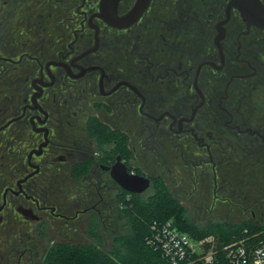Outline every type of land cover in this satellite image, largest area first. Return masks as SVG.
<instances>
[{
	"label": "flooded vegetation",
	"instance_id": "af4514ba",
	"mask_svg": "<svg viewBox=\"0 0 264 264\" xmlns=\"http://www.w3.org/2000/svg\"><path fill=\"white\" fill-rule=\"evenodd\" d=\"M137 1H118L117 26L101 0H0V264L99 247L100 212L134 194L116 176L150 178L148 197L167 155L216 198L231 153L264 184V30L230 0L124 19Z\"/></svg>",
	"mask_w": 264,
	"mask_h": 264
},
{
	"label": "trees",
	"instance_id": "16d2710c",
	"mask_svg": "<svg viewBox=\"0 0 264 264\" xmlns=\"http://www.w3.org/2000/svg\"><path fill=\"white\" fill-rule=\"evenodd\" d=\"M152 192L142 198L132 194L127 199L119 197L120 217L128 226L124 234L115 235L108 250L100 246L60 245L52 248L44 264H171L147 239L153 222L172 220L180 230L196 239L213 237L216 249L222 245L248 237L252 242L264 241V223L229 224L215 223L203 227L192 226L185 217V208L169 191L161 178L152 181ZM91 235L98 237L96 224L91 228Z\"/></svg>",
	"mask_w": 264,
	"mask_h": 264
},
{
	"label": "rangeland",
	"instance_id": "374dc122",
	"mask_svg": "<svg viewBox=\"0 0 264 264\" xmlns=\"http://www.w3.org/2000/svg\"><path fill=\"white\" fill-rule=\"evenodd\" d=\"M153 159V156L149 159L152 168L154 167ZM227 160L230 162L232 172L229 176L221 174L218 177L219 183L227 181L229 183L217 194V198L212 192L213 185L205 186V180L186 173L187 169L183 168V162L171 155L159 160L161 163L164 161L160 169L164 172L165 181L173 195H176L184 206L185 217L192 226L200 228L215 223L235 225L243 222L252 225L264 223V184L254 186L257 175H248L247 172L240 171L239 161L242 160L236 153H231ZM223 167H225L224 164ZM152 168L148 170V173H153ZM207 183L212 184L209 180ZM202 188L203 191H201ZM141 196L145 198L146 194ZM119 212H100L101 217L97 223L98 237L94 240L99 241L100 247L104 250L111 247L112 238L115 235L124 234L128 228ZM208 238L213 240V237ZM75 240H78L77 235H75Z\"/></svg>",
	"mask_w": 264,
	"mask_h": 264
},
{
	"label": "built area",
	"instance_id": "2783aa9c",
	"mask_svg": "<svg viewBox=\"0 0 264 264\" xmlns=\"http://www.w3.org/2000/svg\"><path fill=\"white\" fill-rule=\"evenodd\" d=\"M147 242L171 264H264L262 240L243 237L216 249L212 238L196 239L172 220L153 222Z\"/></svg>",
	"mask_w": 264,
	"mask_h": 264
},
{
	"label": "water",
	"instance_id": "95a60500",
	"mask_svg": "<svg viewBox=\"0 0 264 264\" xmlns=\"http://www.w3.org/2000/svg\"><path fill=\"white\" fill-rule=\"evenodd\" d=\"M119 0H101L100 10L102 12L101 16L113 25H125L119 23L120 19L116 14L117 3ZM148 0H138L134 8L123 18L136 19L142 9L146 6ZM229 9H236L241 17L246 21L247 25H253L264 30V5L260 0H230ZM119 185L125 190L134 193L141 194L150 185V178L134 175V176H124L119 174L116 176Z\"/></svg>",
	"mask_w": 264,
	"mask_h": 264
}]
</instances>
